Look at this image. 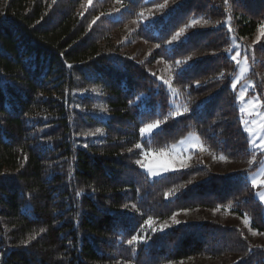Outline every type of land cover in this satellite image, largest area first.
<instances>
[{"label": "trees", "instance_id": "16d2710c", "mask_svg": "<svg viewBox=\"0 0 264 264\" xmlns=\"http://www.w3.org/2000/svg\"><path fill=\"white\" fill-rule=\"evenodd\" d=\"M168 1L0 0V264H264V247L214 218L152 231L178 212L219 207L264 232L246 179L256 163L227 174L215 173L213 161L152 181L136 164L137 143L160 150L189 133L228 162L252 155L224 50L231 33L254 37L264 0H170L163 16L151 12ZM144 14L151 19L142 22ZM193 19L201 23L167 47ZM138 41L159 47L136 60L125 52ZM252 52L264 70V34ZM157 59L170 65L175 97L190 107L177 117L147 69ZM156 120L159 129L141 139L139 129ZM133 235L150 239L130 246Z\"/></svg>", "mask_w": 264, "mask_h": 264}, {"label": "rangeland", "instance_id": "374dc122", "mask_svg": "<svg viewBox=\"0 0 264 264\" xmlns=\"http://www.w3.org/2000/svg\"><path fill=\"white\" fill-rule=\"evenodd\" d=\"M162 4L166 6L162 9L158 6L157 9H152L151 12L156 14V16H163L166 8L169 4H172V2H170L169 0L168 3L164 2ZM145 16L146 14H144V17L141 18L142 22L151 19ZM135 27L136 25L133 21L128 26H124L119 29L116 34V41H124L126 38L125 34L131 32ZM189 28L191 27H183V29H185V34L187 31H189ZM184 33L176 40L170 39L165 43V45L167 47H170L172 44L179 41L184 36ZM262 35L263 34L260 29H258L253 38L238 40L231 33L229 34V44L224 50L225 54L229 57L231 55H235L236 52L240 53V55L236 57V60L231 59L236 68V74L233 77L232 84L236 83V89L234 91L236 96V104L238 106L240 114V125L244 133L247 135L248 142L249 133L245 131L244 121H249L247 127L254 130H258V126L261 123H264V120H262L261 116L259 115V113H264V103L261 98V91L259 87V84L264 82V70L256 68V59L252 52V46L260 40ZM156 47L157 46L155 44L138 41L135 42L131 48L126 49L125 54L127 53L126 55L135 58L136 60H142L151 50H154ZM147 69L149 72L153 73L156 76L157 80L171 94V108L169 111V115L177 117L185 112V108L187 110L190 109L189 106L181 103L175 97V93L171 88L169 80L170 65L167 62L163 61L162 59H157L150 66H148ZM165 81H168L169 83L166 84ZM241 92L244 93L243 98L240 97ZM241 107H244V112L240 111ZM177 112H179V115H176ZM157 129L159 128H154L152 133ZM151 134H146L142 137L139 131L141 139H147L151 136ZM197 138H199V136L196 133H189L183 138L179 139L176 143L160 150H148L144 148L141 143H139L141 145V147L139 148L140 156L136 160V164L147 174L148 179L152 181L165 175L184 170L190 166L206 165L210 164L213 161L217 162V166L214 169L215 173L227 174L233 173L235 170L244 168L246 166H252L254 163H256L257 167L246 175L247 183L251 187L252 178L254 176H259L261 171H264V152H261L259 147L253 150L250 142L249 151L252 153L250 159L247 161L231 163L226 161V159L220 160L221 155L213 156V154L209 151L202 140L200 138L197 140ZM253 138L256 139L257 144L260 143L258 138ZM182 141L183 143H181ZM197 145L202 146L205 150L201 151L200 147H198ZM137 161H139V163H137ZM182 163H186L188 166L186 168L181 167ZM166 168L169 169V171H165ZM153 173H156L157 175H152ZM202 179V177H197L194 179V182H199ZM252 188L254 190V196L256 200L262 205L264 217V201L260 200L259 198L260 194L264 193V186L258 185L257 187ZM245 217L246 216H239L233 213L230 208H219V211H207L205 209L182 211L176 213L175 216V218L179 221L200 222L210 218L217 219L223 224H227L228 226H236L240 228L244 232L245 237L253 246L264 247V232L256 231L252 227L250 219L248 217L247 218L249 220V225L246 227L244 224ZM165 222H167L169 226L176 225L172 223V219L170 217L169 219L159 223L158 226L161 227ZM249 229H251V231ZM253 232H256L257 234L253 235ZM230 262H232V258L211 259L207 257H193L170 264H228Z\"/></svg>", "mask_w": 264, "mask_h": 264}, {"label": "snow or ice", "instance_id": "6c2138e0", "mask_svg": "<svg viewBox=\"0 0 264 264\" xmlns=\"http://www.w3.org/2000/svg\"><path fill=\"white\" fill-rule=\"evenodd\" d=\"M52 2L55 3L56 0H52ZM92 2H93V0H88V4H89V5H91ZM227 2H228V0H225V3H227ZM165 6H166V5L161 4V5H159V8L162 9V8H164ZM140 15L142 16L143 13H141ZM97 19H99V17H97ZM93 23H95V21H93ZM199 23H201L200 20H195V19H193V20L190 22V24H189L188 26H189V27H192V26H195L196 24H199ZM203 23H204V24H207V23H209V21L204 20ZM217 23H219V21H218ZM259 29H260V31L262 32V34H264V24H261V25L259 26ZM184 31H185V29L181 28L180 31L177 32L176 35H174V36L172 37V39H173V40L178 39L180 36L183 35ZM229 31H231V27H229ZM157 47H159V45H157ZM173 51H174V49H173ZM239 55H240V53H239V52H236L235 55H231V56H230V59H232V60H236V57L239 56ZM176 63H177V64H180L181 61H176ZM69 67H71V65H69ZM221 75H223V73H221ZM165 83L167 84V83H169V82H168V81H165ZM232 88H233L234 90L236 89V83H233V84H232ZM243 95H244V93L241 92V93H240V97L243 98ZM184 111L186 112L187 109L185 108ZM240 111H241V112H244V111H245L244 107H241V108H240ZM176 115H179V112H177ZM259 115L261 116V119L264 120V113H259ZM248 123H249V121H244L245 131L249 133V142H250V145L252 146L253 150H255V148L259 147V148H260V151H261V152H264V123H261V124L258 126V130H254V129H250V128H248V127H247ZM160 124H161V121H160V120H156L155 123H149V124H146L144 127H141V128L139 129L141 136L143 137V136H145L146 134H149V135H150V134L152 133V131H153L154 128H159ZM100 131H101L100 129H96V132H100ZM157 134H159V133H157ZM88 135H94V133H89ZM253 137L258 138V140H259L260 143L257 144V143H256V139H254ZM153 138H154V137H153ZM198 139H199V138H197V140H198ZM181 143H183V141H182ZM197 146L200 147V150H201V151H204V150H205L202 146H200V145H197ZM135 147L139 149V148L141 147V145H140L139 143H137V144L135 145ZM129 151H131V149H129ZM214 159H215V157H214ZM225 159H226V157H224L223 155L220 156V160H225ZM137 163H139V161H137ZM250 163H251V161H250ZM187 166H188V165H187L186 163H182V164H181V167H185V168H186ZM165 171H169V169L166 168ZM152 175H157V174H156V173H153ZM251 184H252V187H254V188L257 187L258 185H259V186H264V171H261V173H260L259 176H254V177L252 178V180H251ZM166 195H167V194H166ZM259 198H260V200L264 201V193H261ZM125 207H127V205H125ZM133 207H135V206H133ZM216 211H219V207H217ZM175 216H176V214H174V215L171 217V219H172V223H173V224H179L180 221L177 220V219L175 218ZM153 223H154V221H153V219H152L151 217H149L148 220L145 221V224H147L149 227H151V225H152ZM244 224H245L246 227L249 225V220H248L247 216H246L245 219H244ZM168 226H169V225L167 224V222H165V223H164L159 229H155V228H153L152 231H153V232H155V231H157V230H159V231H164V229L167 228ZM249 230L251 231V229H249ZM40 231L42 232V231H44V229H41ZM252 234H253V235H256L257 233H256V232H253ZM29 239H30V240H31V239H35V236H31ZM148 239H150V236H147V235H145V236L133 235L131 239H128L127 243H128L130 246H131V245H139V244H141V243L146 244L147 241H148ZM131 250H132L133 253H135L137 249H136V247H132Z\"/></svg>", "mask_w": 264, "mask_h": 264}]
</instances>
